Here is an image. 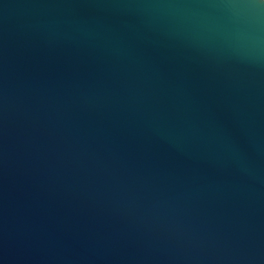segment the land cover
Listing matches in <instances>:
<instances>
[{"label": "water", "instance_id": "obj_1", "mask_svg": "<svg viewBox=\"0 0 264 264\" xmlns=\"http://www.w3.org/2000/svg\"><path fill=\"white\" fill-rule=\"evenodd\" d=\"M0 264H264V0H0Z\"/></svg>", "mask_w": 264, "mask_h": 264}]
</instances>
